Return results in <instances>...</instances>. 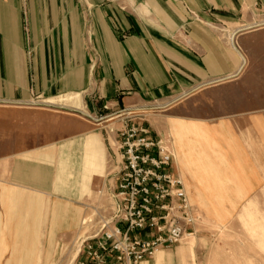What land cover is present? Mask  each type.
I'll list each match as a JSON object with an SVG mask.
<instances>
[{"label":"crops","instance_id":"0c3cea01","mask_svg":"<svg viewBox=\"0 0 264 264\" xmlns=\"http://www.w3.org/2000/svg\"><path fill=\"white\" fill-rule=\"evenodd\" d=\"M256 12L264 16V0H0V103L56 98V103L80 109L83 96L87 111L97 116L223 93L230 90L224 84L239 76L243 60L216 28L246 26ZM247 39L237 37L240 49ZM225 97L234 113L246 114L243 121L211 122L176 113L164 120L165 145L172 155L166 172L179 179L190 205L202 215L201 202L213 200L196 179L209 188L212 176L221 188L217 173H233L237 182L229 175L225 181L237 188L239 183L244 192L249 191L246 179L252 189L263 183L264 95L251 88L229 91ZM26 116L34 132L30 130L26 143L12 144L5 159L8 183L14 187L0 184V258L8 253L16 264H38L48 211L39 192L47 186L68 188L79 170L78 191L88 195L93 178L104 175L105 150L88 121L68 119L62 127L45 112ZM121 121L111 126L118 130ZM45 131L48 144L67 138L72 146L68 160L56 161L53 148L39 151ZM111 136L118 144V134ZM79 144L76 161L71 152ZM225 196L224 204L228 190ZM222 209L214 210L220 221ZM64 219L69 230L84 222L80 210L54 204L51 227ZM186 250L191 249L185 245L177 250L181 261ZM169 258L160 249L153 264Z\"/></svg>","mask_w":264,"mask_h":264},{"label":"rangeland","instance_id":"374dc122","mask_svg":"<svg viewBox=\"0 0 264 264\" xmlns=\"http://www.w3.org/2000/svg\"><path fill=\"white\" fill-rule=\"evenodd\" d=\"M234 28L237 29L234 30ZM216 30L224 41L241 54L243 60L239 76L224 84L229 85L230 90H223V93L213 94L210 92L200 100L181 98L164 106L137 109V111L124 110L122 113L98 114L97 116L87 111L86 100L83 96H81L80 109L56 103V98L52 101H50L51 99L34 98L28 103L20 104L0 103V184L2 185L12 186L8 183L10 173H6V169L9 168L6 167L5 162L8 156L7 152L11 150L14 143H26L30 130L34 132L31 127L33 122L30 123L29 116H26L32 111L54 115L62 127L68 119L88 121L93 130L91 134L100 136L105 150L104 175L93 178L90 187L91 193L88 195L81 196L78 191L76 181L79 170L74 173V178L68 188L55 191L47 186L39 192L47 200L48 211L41 227L38 264H77L86 259L84 255L75 257L76 248L80 245V237L88 238L97 233L102 221L110 217L113 204L111 196L120 164L118 144L113 142L111 134L114 131L118 134L127 120L130 124L144 127L152 139L161 141L166 147L164 129L166 116L176 113L177 116L184 118L211 122L226 119L230 123L236 124L243 121L246 114L233 112V107L228 104L225 97L228 92L252 88L255 92L258 90L264 95V16L260 12H256L246 26L226 27L221 25ZM239 36L248 37L245 49H240L237 44ZM119 120H123L120 122V126L123 125L120 129L115 130L116 126L111 125ZM56 124L55 121L54 125ZM48 134L45 131V144L38 146L39 151L43 153L53 148L56 161L59 159L68 160L70 156L68 151L72 146L68 144L67 138H63V136L54 138L55 144H48ZM75 150L71 152V156L79 161L81 145H76ZM246 157H249L248 154ZM53 166L56 171V165ZM75 168L77 169V164ZM51 170L53 169L51 168ZM217 174H220L219 180L223 181L221 188L214 184L212 176L209 188H206L200 178L196 179L201 189L210 193L209 199L213 202L207 200L205 203L201 202L205 215L196 213L190 205L192 212H195L194 225L189 228L187 235L178 243L162 248L170 254V258L165 264H264V176L261 178L263 183L254 189L250 187L249 180L246 179L249 191L244 192L239 183H237L239 187L237 188L231 182L225 181V175H229L237 182L233 173ZM236 188L239 190L237 198L234 193ZM25 189L27 190V188ZM227 190L228 202L224 204ZM212 193L217 195V198L213 197ZM56 203L69 204L74 209L80 210L84 222L69 230L68 219H64L52 228L51 210ZM224 206H228V209H222ZM220 209L225 211L221 221L216 217L215 212ZM0 213H3L1 204ZM189 235L191 236L188 237ZM185 245L191 250L184 252V260L181 261L177 250ZM153 261L154 255L140 264H153ZM0 264H16L15 257H9V254L6 253L0 258Z\"/></svg>","mask_w":264,"mask_h":264},{"label":"built area","instance_id":"2783aa9c","mask_svg":"<svg viewBox=\"0 0 264 264\" xmlns=\"http://www.w3.org/2000/svg\"><path fill=\"white\" fill-rule=\"evenodd\" d=\"M118 136L112 211L97 233L80 237L77 256L86 259L77 264H140L178 243L195 222L181 182L166 172L172 155L163 143L129 120Z\"/></svg>","mask_w":264,"mask_h":264},{"label":"bare ground","instance_id":"6f19581e","mask_svg":"<svg viewBox=\"0 0 264 264\" xmlns=\"http://www.w3.org/2000/svg\"><path fill=\"white\" fill-rule=\"evenodd\" d=\"M73 97H74V96H73ZM75 98H76V97H75ZM76 99H77V98H76ZM66 100H67V99H66ZM68 101H69V100H68ZM77 101H78V100H77ZM220 217H221V216H220ZM190 236H191V235H189L188 237H190ZM158 250H160V249H157L156 252H157ZM79 251H80V246H77V248H76V253H75V257L78 255V252H79ZM156 252H155V253H156ZM155 253H154V254H155Z\"/></svg>","mask_w":264,"mask_h":264}]
</instances>
